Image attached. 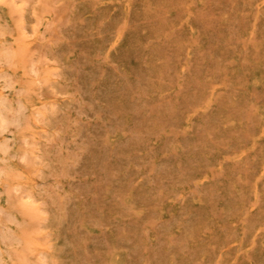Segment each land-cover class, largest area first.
<instances>
[{"label":"rangeland","instance_id":"obj_1","mask_svg":"<svg viewBox=\"0 0 264 264\" xmlns=\"http://www.w3.org/2000/svg\"><path fill=\"white\" fill-rule=\"evenodd\" d=\"M0 30L10 264H264V0H0Z\"/></svg>","mask_w":264,"mask_h":264},{"label":"bare ground","instance_id":"obj_2","mask_svg":"<svg viewBox=\"0 0 264 264\" xmlns=\"http://www.w3.org/2000/svg\"><path fill=\"white\" fill-rule=\"evenodd\" d=\"M14 55L13 47L10 44H0V63H13ZM0 78L5 86L12 88L13 80L11 76L3 74L0 75ZM24 108L25 105L23 103L19 102L17 106H14L10 99L0 95V134L6 131L11 124L18 123L23 118ZM0 153L2 155L1 158L4 160L15 155V151L12 152L10 145L4 141L0 142ZM13 241L19 242V236L0 232V263L6 262L10 264L12 253L7 245Z\"/></svg>","mask_w":264,"mask_h":264}]
</instances>
